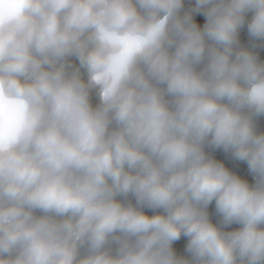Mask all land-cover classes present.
I'll return each instance as SVG.
<instances>
[{
    "label": "clouds",
    "instance_id": "clouds-1",
    "mask_svg": "<svg viewBox=\"0 0 264 264\" xmlns=\"http://www.w3.org/2000/svg\"><path fill=\"white\" fill-rule=\"evenodd\" d=\"M187 5L0 0V264H264V0Z\"/></svg>",
    "mask_w": 264,
    "mask_h": 264
},
{
    "label": "trees",
    "instance_id": "trees-1",
    "mask_svg": "<svg viewBox=\"0 0 264 264\" xmlns=\"http://www.w3.org/2000/svg\"><path fill=\"white\" fill-rule=\"evenodd\" d=\"M187 0H186V7H187ZM251 13H249V16ZM195 21L199 25H203L205 22V17L202 14H196L194 16ZM239 39L241 41V44L243 46H249L250 38L247 34L246 26L240 30ZM257 51L260 54L261 59H264V50L257 49ZM74 63H78L75 60H73ZM92 103L95 105L98 103V97L93 93L92 95ZM257 131H264V118H258L257 120ZM206 151L211 152V154L218 160L222 161L226 167H228L230 170L234 171L236 174L240 175L242 178L247 179L248 182L251 184L253 183V177L252 174L249 173L247 169V165L244 162H239L230 157L229 154L223 152L220 149L212 150L210 148H206ZM134 202V201H133ZM146 213L148 215H152L153 212L149 209H145ZM210 219L214 224L219 222V216L215 212L214 202L213 204L209 205L208 208ZM240 227L238 224H232L230 226H227L225 230H233ZM187 238L181 237V239L174 243L173 247L177 250L178 254H184V247L186 245Z\"/></svg>",
    "mask_w": 264,
    "mask_h": 264
}]
</instances>
